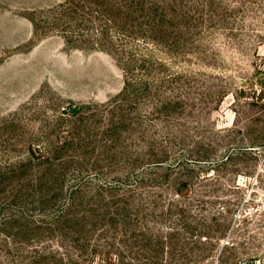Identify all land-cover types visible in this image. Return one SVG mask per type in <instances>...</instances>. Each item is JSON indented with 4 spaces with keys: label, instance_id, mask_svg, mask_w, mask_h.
Listing matches in <instances>:
<instances>
[{
    "label": "rangeland",
    "instance_id": "obj_1",
    "mask_svg": "<svg viewBox=\"0 0 264 264\" xmlns=\"http://www.w3.org/2000/svg\"><path fill=\"white\" fill-rule=\"evenodd\" d=\"M263 124L264 0H0V264H264Z\"/></svg>",
    "mask_w": 264,
    "mask_h": 264
},
{
    "label": "trees",
    "instance_id": "obj_2",
    "mask_svg": "<svg viewBox=\"0 0 264 264\" xmlns=\"http://www.w3.org/2000/svg\"><path fill=\"white\" fill-rule=\"evenodd\" d=\"M128 85V84H127ZM126 89V88H125ZM261 130L255 134V137H252L250 139V147H257L258 149H262L264 148V124L261 125ZM32 154L33 151H32ZM232 155L229 154L226 156V159L224 162H228L231 159ZM37 158H41L42 160H44L43 162L46 161V157L44 156L43 150H41L37 156ZM42 162V163H43ZM50 163H48L49 165ZM224 164V163H222ZM56 166V167H55ZM59 166V163H55V164H50V166L48 167L49 172H55L57 174H61L62 171L59 170L57 167ZM141 181L142 184V180ZM138 187H142L140 186V183L138 184ZM118 187L115 188V191H118L119 189H117ZM114 187H111L110 190H113ZM122 192H125L126 195H134V193H136L137 191L134 189H128V188H124V189H120ZM180 191L177 192V194H179ZM118 201L120 200L118 195H116ZM78 203H76L75 201V206ZM72 204L68 205L67 207H65L63 209V211L61 212V216L62 217H68L70 215H72L71 213V208H72ZM222 213V212H221ZM220 212L218 213L219 215L222 216ZM84 217L80 216L78 214H75V220L78 222H83ZM214 221H212L213 223H216L215 225L219 228H223L225 225V222L222 221V223H220V221H217L215 219L217 218H213ZM222 220H224V217H221ZM183 220H185L183 218ZM182 230H185V232L194 235L195 240H193L192 244H188V243H182L181 242V235H182ZM211 231H194L189 225H185V227L183 229H178V228H170L166 231H160L159 234L156 235V240L154 241V243H145L144 244V251L147 254L148 258L145 261L139 262L140 264H162V260L163 258H174L177 254L181 255V256H188L194 254L195 256H199L202 257L204 256V250L205 249L204 246L202 245H207L208 243H204V241H210L213 238L217 239L218 241L222 238H224V235H222L223 233V229H221L220 233L218 235H215V237L213 235H211L212 233H210ZM234 243L232 242H226L225 244H223L222 249L225 251L223 252V254H221V263L227 262L230 260V254H228V250L230 249H234ZM193 253V251H195ZM230 262H232L230 260Z\"/></svg>",
    "mask_w": 264,
    "mask_h": 264
}]
</instances>
